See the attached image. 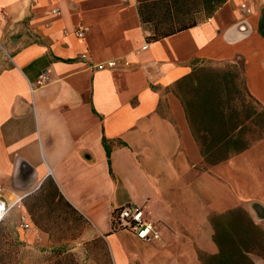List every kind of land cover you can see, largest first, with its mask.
<instances>
[{"label": "crops", "instance_id": "0c3cea01", "mask_svg": "<svg viewBox=\"0 0 264 264\" xmlns=\"http://www.w3.org/2000/svg\"><path fill=\"white\" fill-rule=\"evenodd\" d=\"M238 4L153 39L139 0H0L4 263L203 264L216 233L264 264V0Z\"/></svg>", "mask_w": 264, "mask_h": 264}, {"label": "trees", "instance_id": "16d2710c", "mask_svg": "<svg viewBox=\"0 0 264 264\" xmlns=\"http://www.w3.org/2000/svg\"><path fill=\"white\" fill-rule=\"evenodd\" d=\"M141 2V16L143 21H152L154 33L151 38L157 39L162 36L179 31L195 23V16L199 12L212 14L226 0H139ZM146 8V10H145ZM186 81H196L190 99L182 98L185 106L188 102H203V92L200 93L201 83L198 77L193 74L186 77ZM187 84V82H186ZM186 86V85H185ZM203 142L201 143V146ZM203 148V146H202ZM215 242L219 246V253L216 255H204L203 264H253L248 253L250 246L254 243L252 237L243 239L228 234L214 235ZM249 240L251 245H247ZM5 256L0 255V264L4 263Z\"/></svg>", "mask_w": 264, "mask_h": 264}, {"label": "built area", "instance_id": "2783aa9c", "mask_svg": "<svg viewBox=\"0 0 264 264\" xmlns=\"http://www.w3.org/2000/svg\"><path fill=\"white\" fill-rule=\"evenodd\" d=\"M251 0H239V9L242 12L250 13L251 12ZM55 11V10H54ZM85 29L80 28L77 30V35L83 37L85 35ZM115 61L111 60L104 64H100L99 67H112L114 66ZM2 187H0V192ZM24 197V194L15 195L13 199L7 200L0 194V223L5 218L7 213ZM23 220V218H21ZM113 223L115 228L126 229L139 238L147 242H153L158 239L160 236L159 228L155 222L147 220L144 215L143 208L134 204H125L117 209L113 213Z\"/></svg>", "mask_w": 264, "mask_h": 264}]
</instances>
